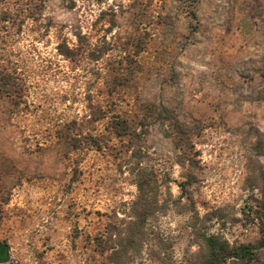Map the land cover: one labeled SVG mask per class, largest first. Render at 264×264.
Returning a JSON list of instances; mask_svg holds the SVG:
<instances>
[{
	"label": "rangeland",
	"instance_id": "374dc122",
	"mask_svg": "<svg viewBox=\"0 0 264 264\" xmlns=\"http://www.w3.org/2000/svg\"><path fill=\"white\" fill-rule=\"evenodd\" d=\"M1 73L0 264H202L203 236L258 242L264 0H0ZM137 165L157 201L134 226Z\"/></svg>",
	"mask_w": 264,
	"mask_h": 264
},
{
	"label": "trees",
	"instance_id": "16d2710c",
	"mask_svg": "<svg viewBox=\"0 0 264 264\" xmlns=\"http://www.w3.org/2000/svg\"><path fill=\"white\" fill-rule=\"evenodd\" d=\"M3 20L6 21V19ZM1 75L0 84L4 87L9 85L7 76H3L2 73ZM156 116L163 122H167L172 128L178 129L180 133H188L185 125L180 123L168 108L160 106ZM134 169H136L135 183L138 188V195L132 206L135 220L130 224L139 226L144 223L149 215L155 212L157 185L153 172L138 165ZM258 207L264 217V172L262 173L261 201ZM259 233L260 237L256 244H230L225 238L215 234L203 236L200 242L203 255L202 264H258L257 251L264 248V222L260 224ZM0 250H4L3 246Z\"/></svg>",
	"mask_w": 264,
	"mask_h": 264
}]
</instances>
